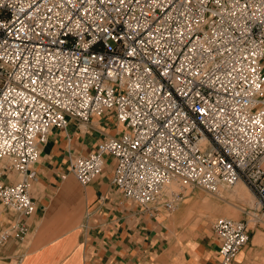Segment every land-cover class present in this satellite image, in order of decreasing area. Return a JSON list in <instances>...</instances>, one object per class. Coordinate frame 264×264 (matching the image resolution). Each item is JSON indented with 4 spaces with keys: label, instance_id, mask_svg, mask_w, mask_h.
Returning a JSON list of instances; mask_svg holds the SVG:
<instances>
[{
    "label": "built area",
    "instance_id": "built-area-1",
    "mask_svg": "<svg viewBox=\"0 0 264 264\" xmlns=\"http://www.w3.org/2000/svg\"><path fill=\"white\" fill-rule=\"evenodd\" d=\"M109 112L121 134L72 160L78 181L110 156L124 199L171 213L189 186L242 180L252 217L213 224L231 264L264 228V0H0V203L17 214L0 247L29 232L53 128Z\"/></svg>",
    "mask_w": 264,
    "mask_h": 264
},
{
    "label": "crops",
    "instance_id": "crops-1",
    "mask_svg": "<svg viewBox=\"0 0 264 264\" xmlns=\"http://www.w3.org/2000/svg\"><path fill=\"white\" fill-rule=\"evenodd\" d=\"M120 131L110 112L87 123L70 120L64 129L53 128L34 166L37 177L30 191L36 210L27 218L29 232L0 247V264H221L213 220L222 212L212 209L192 221L188 213L197 206V190L175 211L154 212L124 199L112 181L110 156L93 182L78 181L72 160ZM8 174L12 181L19 179L15 172ZM224 211L238 220L249 218L243 210ZM16 219L0 203V224ZM231 264H264V228L252 227L249 244Z\"/></svg>",
    "mask_w": 264,
    "mask_h": 264
},
{
    "label": "rangeland",
    "instance_id": "rangeland-1",
    "mask_svg": "<svg viewBox=\"0 0 264 264\" xmlns=\"http://www.w3.org/2000/svg\"><path fill=\"white\" fill-rule=\"evenodd\" d=\"M3 163H0V168ZM1 170V169H0ZM7 180V178H6ZM239 187L241 193L235 192V189ZM192 190H197V206L192 208L188 213V216L192 221H200L209 213L212 209L219 210L220 215L215 217L213 222L218 218H232L238 219L237 216L226 213L224 210H232L233 212L240 213L241 210L246 211L247 214H252L253 211L258 207V197L249 189V187L242 181L239 180L236 184L222 188L220 193L214 194L207 192L201 188L189 186L187 189L182 190L184 197L180 201L179 205L187 198ZM212 210V211H213ZM252 217V215H250ZM188 217V218H189ZM214 224V223H213ZM253 223L251 224V226Z\"/></svg>",
    "mask_w": 264,
    "mask_h": 264
},
{
    "label": "bare ground",
    "instance_id": "bare-ground-1",
    "mask_svg": "<svg viewBox=\"0 0 264 264\" xmlns=\"http://www.w3.org/2000/svg\"><path fill=\"white\" fill-rule=\"evenodd\" d=\"M170 186L174 187L175 189L179 188V187H178L177 185H175V184H173V185L171 184ZM222 188H224V187H222ZM222 188H221V189H222ZM179 189H181V188H179ZM186 189H187V188H186Z\"/></svg>",
    "mask_w": 264,
    "mask_h": 264
}]
</instances>
